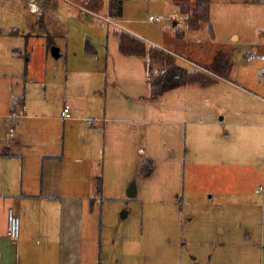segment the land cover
Wrapping results in <instances>:
<instances>
[{"label": "rangeland", "instance_id": "rangeland-1", "mask_svg": "<svg viewBox=\"0 0 264 264\" xmlns=\"http://www.w3.org/2000/svg\"><path fill=\"white\" fill-rule=\"evenodd\" d=\"M121 1L124 15L115 18L124 28L137 25L148 48L171 53L179 65L191 71L208 70L219 53H227L237 67L252 63L255 74L258 62H250L248 55L254 53L250 44L256 36L264 42V0L261 32H253L248 21L238 19L248 6L237 0H212L213 31L207 23L191 30L173 0ZM87 3L58 0L51 9L46 6L49 31L59 34L51 45L49 33L40 29L28 4L0 0V107L7 102L10 107L23 97L30 107L49 103V111L57 115L68 96L73 100L67 98L68 103L91 120L81 126L76 123L67 133L63 121L52 122L51 131L28 136L54 140L59 149L65 140L73 145L85 141L90 165L103 184L98 260L101 264H261L262 145L235 142L230 117L224 119L221 110L230 109L229 105L215 103V97L223 94L194 96L187 94L189 86L152 96L150 80L163 69L146 67L148 58L137 59L143 65L138 79V70L122 61L127 55L118 50L115 35L121 27L106 21L107 6L99 15L88 14ZM151 16L163 20L155 23ZM127 18L138 21L133 24ZM230 28L240 32L239 42L230 40ZM54 47L60 48V56L53 54ZM260 71L256 82L264 80ZM104 84L126 85L130 94H104L106 89L86 94L91 92L88 85L95 89ZM122 105L130 112L115 113ZM10 121L16 120L11 116ZM36 122L25 121L23 133ZM145 158L153 161L147 174ZM132 183L137 189L134 198L128 196Z\"/></svg>", "mask_w": 264, "mask_h": 264}, {"label": "crops", "instance_id": "crops-1", "mask_svg": "<svg viewBox=\"0 0 264 264\" xmlns=\"http://www.w3.org/2000/svg\"><path fill=\"white\" fill-rule=\"evenodd\" d=\"M19 1L28 4L30 11L41 10L38 14L32 12L34 19L40 24L42 31L49 33L51 37L49 43L52 42L54 45V36L59 34L49 31L50 17L48 18L49 9L47 10V7L51 9V6H56L58 0ZM73 1L82 5L88 0ZM111 1L113 0H102V8L95 11L90 10L86 4L88 10L86 13L99 15L100 11L107 6L105 19L108 23H117L121 30L143 38L138 32L137 25L124 28L117 18L110 16ZM237 2L248 6L246 11L239 10L241 14L238 19L248 21L253 26V32L258 30L261 32V0H237ZM32 5L34 6L30 9ZM210 11V22L214 28L212 10ZM124 20L133 24L138 21L135 18ZM14 30L18 33L16 27ZM227 33L232 42L240 41V32L235 28H230ZM258 38L259 36H256L250 44L254 53L248 55V60L250 62L257 60L258 63L254 66L255 74L261 68L260 74L262 75L264 42H260ZM246 46L249 47V44ZM58 50L61 54L59 47ZM250 56L254 58L250 60ZM126 57L122 58V61L131 65L134 70H138V79H140L143 65L137 59L144 61L147 57L128 55ZM231 60L233 67L228 78L220 77L217 82L207 85L182 87L190 86L187 94L194 96L223 94L224 96L215 97V103L222 102L229 105L230 109L224 111L225 109L221 108V110H223L224 119L230 117V126L237 136L235 142L256 141L264 149V80L256 82L255 74L252 73L254 70L252 63L237 67L232 57ZM147 63L146 67L149 65V60ZM102 89H106L104 94H108V91L114 94H130L126 85L109 88L106 84L102 88L95 89L88 85L87 91L91 92L86 94H96ZM67 98L73 103L70 97L65 96L63 108L66 105L71 106L73 119H62L61 109L58 110L57 115L51 113L49 103L39 105L36 100L37 104L30 107L23 97L13 101L10 107L9 102L3 103L0 107V264H101L98 254L100 253L101 207L104 200L101 198L102 176H98V171L90 165L85 141L73 145L65 140L62 149H59L54 140L28 136L35 131H51L55 126L52 122L60 120L63 121V131L67 133V130L76 123L81 126V122L89 119L82 115L81 109L73 108ZM114 111L123 114L130 112V109L122 105L117 106ZM107 114L105 111L102 115L104 128L107 125ZM11 116L16 121L11 122ZM115 118L117 120L126 119ZM28 120L37 122L28 126L23 133L22 125ZM84 132L85 130H82L83 135ZM231 133L229 131L228 134ZM85 136L87 138V133ZM256 137L258 140H255ZM100 184L101 193L98 190ZM10 210H13L20 219L18 240L11 239L8 234ZM123 215L126 217L127 213ZM261 248V264H264V236Z\"/></svg>", "mask_w": 264, "mask_h": 264}, {"label": "trees", "instance_id": "trees-1", "mask_svg": "<svg viewBox=\"0 0 264 264\" xmlns=\"http://www.w3.org/2000/svg\"><path fill=\"white\" fill-rule=\"evenodd\" d=\"M179 3L185 14L188 27L191 30H198L203 23L212 25L210 22L211 0H174ZM102 0H88L87 7L92 10L102 8ZM110 16L121 17L123 15V2L113 0L109 5ZM213 31V30H212ZM115 35L118 41L119 51L122 54L135 57H147L149 65H158L163 69L159 75L150 80V91L154 97L162 96L167 91L188 85H207L218 81L220 77L230 76L233 62L227 53H219L213 65L208 70L191 71L176 62L171 53L158 47H147L142 38L137 37L125 30H116ZM51 38V37H49ZM51 41V40H50ZM52 45V42H51ZM153 161L150 158L143 160V171L145 174L151 169ZM99 193L102 192L101 184Z\"/></svg>", "mask_w": 264, "mask_h": 264}, {"label": "built area", "instance_id": "built-area-1", "mask_svg": "<svg viewBox=\"0 0 264 264\" xmlns=\"http://www.w3.org/2000/svg\"><path fill=\"white\" fill-rule=\"evenodd\" d=\"M34 5H32L31 7H33ZM39 10H36L34 12L38 13ZM150 21L155 22V23H160L162 21L161 17H154L152 16L150 18ZM254 56H250L249 59H253ZM264 73V70L262 71V74ZM16 117V115H15ZM61 118L64 120L67 119H73L72 116V112H71V108L69 105H66L61 113ZM91 120L88 121V123H90ZM8 223H9V227H8V234L11 237V239L13 240H18L19 235H20V219L14 214L13 210L9 211V217H8Z\"/></svg>", "mask_w": 264, "mask_h": 264}, {"label": "water", "instance_id": "water-1", "mask_svg": "<svg viewBox=\"0 0 264 264\" xmlns=\"http://www.w3.org/2000/svg\"><path fill=\"white\" fill-rule=\"evenodd\" d=\"M53 54L58 57L60 54H59V50L57 47H54L53 50H52ZM137 195V189H136V184L135 183H132L131 187L129 188L128 190V196L130 198H134L136 197Z\"/></svg>", "mask_w": 264, "mask_h": 264}]
</instances>
